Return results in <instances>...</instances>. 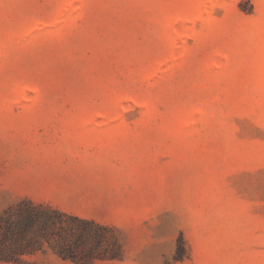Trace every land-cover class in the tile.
I'll return each mask as SVG.
<instances>
[{
  "label": "rangeland",
  "instance_id": "1",
  "mask_svg": "<svg viewBox=\"0 0 264 264\" xmlns=\"http://www.w3.org/2000/svg\"><path fill=\"white\" fill-rule=\"evenodd\" d=\"M23 197L113 229L87 264H264V0H0V214Z\"/></svg>",
  "mask_w": 264,
  "mask_h": 264
},
{
  "label": "trees",
  "instance_id": "2",
  "mask_svg": "<svg viewBox=\"0 0 264 264\" xmlns=\"http://www.w3.org/2000/svg\"><path fill=\"white\" fill-rule=\"evenodd\" d=\"M79 224L80 227L75 226ZM113 230L110 226L66 212L50 204L23 197L0 214V260L23 262L25 256L54 250L63 259L87 264L94 257L92 247L86 244L88 229ZM185 250V242L180 241ZM104 250L103 258L120 256V245Z\"/></svg>",
  "mask_w": 264,
  "mask_h": 264
},
{
  "label": "crops",
  "instance_id": "3",
  "mask_svg": "<svg viewBox=\"0 0 264 264\" xmlns=\"http://www.w3.org/2000/svg\"><path fill=\"white\" fill-rule=\"evenodd\" d=\"M37 181H39V180H37ZM42 184H44L43 186L46 187V188L54 186V184H50L48 181H44V182H36V187L38 188ZM100 185H101V176L92 174L91 175V182H90V186H91L90 192H91V195H92V199H93V197L95 195L99 194Z\"/></svg>",
  "mask_w": 264,
  "mask_h": 264
}]
</instances>
